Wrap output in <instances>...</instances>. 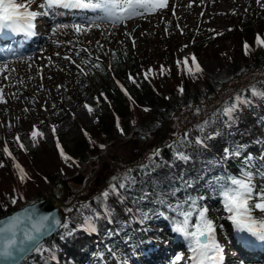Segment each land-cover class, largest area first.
<instances>
[{"label": "rangeland", "instance_id": "obj_1", "mask_svg": "<svg viewBox=\"0 0 264 264\" xmlns=\"http://www.w3.org/2000/svg\"><path fill=\"white\" fill-rule=\"evenodd\" d=\"M246 1L168 0V7L158 9L153 14H143L116 26L109 23H107L108 25L106 23L101 24L99 28L93 26L87 34L81 35H77L71 27L63 28L60 25H71L73 22L82 23L79 19L68 17L75 15L78 18L84 14L69 13V16H39L34 21V29L37 30V33L43 34L42 43L45 40L47 41L40 52L33 53L38 50L36 47L29 53L21 55L19 52L16 53L12 46H8L7 52H0L4 55L10 53H14L12 54L14 56L16 55V57L10 58L11 61H7V63L0 66L6 65V70L0 72V97L4 101L0 103V137L2 141L5 143L8 136L9 140L17 141L15 135L19 134L18 124L20 117L25 116L23 118L24 121H28V125L26 124L21 130L22 134H24L22 140H20L21 144L24 147L29 145L27 134L31 131L32 126L38 125L39 132L42 134L41 138L44 140L43 144L50 148L51 135L54 134V121L52 114L49 113L52 103L62 96L64 91H70L74 87L78 72L89 77L87 74L89 70L88 64L98 60L99 53L105 54L113 48L137 49L144 68L149 65L147 62H153L155 65L159 61L158 58H162V62H166V64L175 69V72H178L177 64L172 63L174 53L180 52V58H185L187 55L192 56L194 55L192 42L199 40L197 39L198 34L203 33L207 29H215L217 31L232 29L234 25L238 24L237 15L241 10L247 14L250 12L245 11ZM260 1L264 4V0ZM38 3L39 0L32 5L31 10L41 11L38 8ZM257 4V0H255V6ZM86 15L93 14L87 13ZM253 27L255 28V26ZM214 44L213 47L206 48L205 53L207 54L205 56L199 55L196 60V63L202 69L201 75L196 80H202L204 77L222 81L224 83L223 92L220 91L222 93L215 97L217 100L208 98L205 106L199 102V108L176 111V115H172L168 123H164L163 129L159 130V135L163 136V139L159 144L154 146L153 143L150 146V157L159 148H164L165 150H159V155L155 157L154 162L153 160L150 162L148 160V162L143 163V166L149 165V167L141 168L140 179L135 180V183H129L125 187L133 193L132 196H135L132 203L135 213L142 216L143 220H151L150 226L152 230L151 232L145 230L143 236L135 233V241L132 237L133 245H129L132 247L121 250V253L118 252L119 247L111 249L112 256L116 255L113 259L114 264H138L137 260L132 257L139 258L142 252L147 250H151L150 253H154L156 249H160L162 246L160 250L170 256L168 263L190 264L191 260L189 257L191 252L187 241H185V248L180 251L173 252L169 250L173 248L170 238H181V236L172 230V222L169 217L173 214L169 212L168 205H174L178 201L183 202L188 197H203L199 204L208 208V217L213 220L216 226V240L222 246L223 257L227 258V264L228 261L230 264H264V258H260L256 262L246 261L243 249L242 251L237 249H241L240 243H237L236 240H231V236H234L235 239L238 232L234 229L231 221L228 220V213L223 210L220 196L216 191L217 178L221 177L219 176V169L222 168L220 159L212 155L214 153L211 149L201 147L195 142H190L187 146L177 149V151L183 152L190 157L187 161L175 159L174 151L169 147L173 140L172 138H177L181 130L191 123H196L199 131L203 127L204 130L200 131V133H203L206 137H218L220 139V145L218 146L220 147L223 144L221 138L223 136L230 137V135L227 131L228 126L224 122L225 118L222 115H217L215 110L220 109L222 112L226 106V100L233 99V95L236 97L235 93L239 89H242L260 75L261 69L244 72L245 61L243 52L232 45V39L225 40L217 48H215L217 44ZM211 50L213 52L210 53ZM9 57L10 55L2 57L0 61ZM154 65L150 68L151 72H148L149 66L141 70V74H147V79H150L151 83L146 84L147 81L145 82L147 86L152 87L153 85L156 88L161 86L160 89L166 90L179 85L175 83L172 86V78L170 77L167 80L162 77L160 72L155 71ZM139 78V76L136 77V79ZM197 104L194 103L191 107H195ZM107 105H103L96 110H99V113L102 114H109L112 108L110 105L107 107ZM123 105H126L125 101ZM202 107H205V109H202ZM67 109L70 110V116L61 121L58 130L63 134L67 145L71 146L74 139L81 134V128L92 129L95 119L92 113H89L82 104H75ZM137 111L139 110H135L136 114ZM253 113L257 116V109H254ZM137 116L134 122L126 128L125 135L123 132L117 135L118 131L115 130L113 135L104 136L103 134L102 136V133H99L100 136L96 138L103 140L107 150L110 144L125 140L131 133L136 132L141 115ZM167 127L170 128V132H165ZM144 132L146 131H142V133ZM262 132L264 135V129ZM226 144L224 143L220 150L222 153L228 146ZM236 148H239L241 155L239 157L233 156L234 159L243 162L244 158L250 155L253 158L252 171L255 173V183L257 186H264V178L261 175L264 173V142L257 148L250 147L246 143L242 145L240 143L236 144ZM169 150V158L163 157L162 153H168ZM104 154L105 152L101 153V155L92 156L90 161L81 167L78 172L73 171L70 176L63 178L73 177L72 179H75H71L73 188L80 191L78 196L77 194L74 196L75 192L72 193L67 198L68 201L76 197L74 203L95 202L96 198L99 199L100 191L102 190V193L105 191L104 188H108L109 185H100L98 189L94 190L95 173L100 165L98 160ZM157 159H160V161H157ZM28 161L30 162L29 158ZM65 171L70 172V169H65ZM78 176H86L80 185L77 181ZM2 186L8 187V183H4ZM85 186H88V189H85ZM121 191L124 193V188ZM101 203V209H103L104 204L109 209L110 216L116 222L122 221L118 209L112 206L110 202L105 199ZM253 215L261 218V213L259 212H254ZM192 222H195V216ZM64 224L69 225V222ZM97 225L98 231L104 234L105 223L97 220ZM57 233L65 235L68 234V231L61 227ZM237 236L246 237L248 240L252 238L247 233H239ZM181 240H184V238L182 237ZM125 244L123 241L122 246L124 247ZM154 247L158 248L153 249ZM174 255L176 257L181 256V260L176 261ZM27 258L30 264H38L32 259L30 260L29 257Z\"/></svg>", "mask_w": 264, "mask_h": 264}, {"label": "trees", "instance_id": "obj_2", "mask_svg": "<svg viewBox=\"0 0 264 264\" xmlns=\"http://www.w3.org/2000/svg\"><path fill=\"white\" fill-rule=\"evenodd\" d=\"M262 5L264 4L261 1L255 6V0H247L245 11H250L249 14L241 10L237 15L238 24L234 25L232 29L220 31L207 29L198 34L197 39L199 40L192 42L194 51L192 56L187 55L185 58H180V52L174 53L172 63L177 64L178 72H175V69L166 62H162V58H158L159 61L155 65L153 62H147L149 64L147 65L149 66L148 69L154 65L155 71L160 72L162 77L167 80L171 77L172 86L175 83L179 84L172 89L162 90L160 89L161 86L156 88L153 85L152 87L146 85L151 82L150 79H145L144 74H141V70L146 69L147 66L144 68L141 64V57L137 49L113 48L105 54L99 53L98 60L88 64L87 74L89 77L78 72L74 87L70 91H64L62 96L52 103L49 113L52 114L54 121V134L51 135L50 148L43 144L44 140L41 136H38L35 142L31 138L33 130L39 132L37 125L32 126L31 131L27 134L29 145L21 149L20 140L24 136L21 130L26 124L28 125V121H24L23 117L25 116H21L18 124L19 134L15 135V137H19V143L16 140H9V136L4 143L0 137V165H3L0 167V217L31 201L46 197L55 182L63 180L65 176H70L73 171L78 172L90 161L92 156L104 153L106 146L103 140L96 138L100 136L99 133H102V136L103 134L108 136L113 135L117 130V135H120L121 132L125 135L126 128L134 122L138 117L137 115H141V123L139 122V127L135 131L152 130L151 132H153L164 120L171 119L174 112L183 109L193 110L200 107L199 102L205 106L208 98L215 99L223 92L224 83L204 77H201L202 80H196L202 72L194 76L189 75L188 72L190 69L194 70L193 57L196 61L199 55L205 56L207 54L205 53L206 48L213 47L214 43L217 44L215 46L217 48L219 44L228 39H232V45L243 52L244 72L258 69H261V72L257 78H254L235 93V96H243L251 103L243 106L235 113V119L227 129L230 137L223 136L221 139L223 144L227 143L228 146L226 147L229 149H235L236 144L239 143L240 145L246 143L253 148L260 146L264 142V135L262 134L264 129V99L252 97L249 89L255 87L264 90V47H258L255 43L257 35L260 36L261 40H264V7ZM245 43L249 45L247 55H245L244 50ZM162 68L163 71H161ZM137 76L140 78L136 79ZM231 100H226V105L230 104ZM124 101L126 102L125 106L123 105ZM194 103H198L197 106L191 107ZM75 104L88 105L92 109L91 113L95 119V124L91 127L92 129L82 127L81 134L74 139L71 146H68L63 134L59 132L58 126L63 119L70 116V110L67 108H71ZM107 104L112 108L111 113L102 114L96 110ZM254 109H257V116L253 113ZM135 110H139L137 114ZM215 112L220 113L221 111L216 109ZM186 132L189 134L190 142H195L198 137L203 138L205 147L211 149L214 153L212 155L220 159L222 168L219 169V176L226 173L235 175L239 172L243 162L237 161L233 156L225 160L224 153L220 151L223 144L218 146L220 139L218 137L209 139L200 133L196 123H191L181 130L177 138H172L171 145L179 141ZM5 146H7L11 156L3 151ZM164 150V148L161 149V151ZM61 151L68 159L61 157ZM162 154L163 157L169 158L170 150L168 153ZM14 164H18L24 170L25 179L23 182L19 179L18 170ZM65 169H70V172H66ZM135 169L129 174L138 180L142 169ZM4 183H8V187H3ZM107 191L110 192V190ZM132 194L131 191L124 188V193L120 189L117 193L110 192L106 198L112 206L118 209L122 218L121 222H116L110 215H104L100 206L101 201L98 199L96 202L73 203L71 207L66 208L70 220L67 231L71 230V234L60 235L57 233L53 235L43 241L40 244V250L33 252L29 259L38 262V264H101L98 262L99 258L109 259L106 247L116 249L122 246L123 241L126 245H133L131 240L133 237L135 241V233L143 236V232L145 230L151 232L152 227L150 226L151 220H143L142 216L135 213L132 206L135 196ZM13 199L16 203H12ZM146 206L148 207V205ZM97 213H99V219L94 218L92 220L96 232L87 230L85 217H95ZM97 220L105 223L104 234L97 231ZM21 264H30V261L27 258Z\"/></svg>", "mask_w": 264, "mask_h": 264}, {"label": "snow or ice", "instance_id": "obj_3", "mask_svg": "<svg viewBox=\"0 0 264 264\" xmlns=\"http://www.w3.org/2000/svg\"><path fill=\"white\" fill-rule=\"evenodd\" d=\"M36 3L37 0H0V34H25L30 37L34 34L32 31L35 27L34 21L39 16H65L69 13H81L84 15H80L78 19L82 23L73 22L71 25H60L63 28L71 27L77 35H81L87 34L93 26L99 28L104 23L116 26L126 20L143 14H153L158 9L168 7V0H39L38 8L41 11L31 10L32 5ZM257 3L259 4L260 0H257ZM87 13L93 15H86ZM255 43L258 47H264V40H261L259 35H257ZM244 50L245 55H247L249 51L247 43L244 44ZM65 58L67 59V57ZM192 63L194 70L190 69L188 74L194 76L202 69L194 57ZM96 66L99 67V65ZM5 70L6 65L0 67V72ZM148 72H151V69ZM145 79H147V74H145ZM133 83H135L134 80ZM249 93L252 97L264 99V90L262 89L253 87L249 89ZM125 95H127L126 92ZM3 102L2 97H0V103ZM250 103L251 101L243 96H236L217 115H222L225 118V125L231 126L235 119V113ZM85 108L89 113L92 112L88 105H85ZM117 126L119 127V124ZM203 130L201 127L200 131ZM41 135L40 132L33 130L31 138L35 142L36 138ZM188 136L189 134L186 132L179 141L169 145L174 151L175 159L187 161L190 158L185 153L177 151L179 147L187 146L190 143ZM17 143H19V137H17ZM195 143L201 147L206 146L204 139L200 137L196 138ZM20 147L23 149V144H20ZM3 151L11 156L7 146L4 147ZM60 155L62 158L68 159L63 151L60 152ZM158 155L159 150H156L149 159L154 162V158ZM240 155L239 148L224 149L225 160ZM252 159L250 155L246 156L237 174L226 173L217 178L216 191L220 196L223 210L228 213L227 218L231 221L234 229L238 233H247L255 240L264 242V186H257L255 183ZM2 166L0 165V167ZM14 167L17 168L19 179L23 182L25 179L24 170L18 164H14ZM147 167L149 165L142 166V168ZM261 175L264 178V173ZM129 183H135V179L128 173L114 177L113 183L110 185V192L117 193L120 189L127 187ZM110 192L105 191L101 195L106 199ZM202 199L203 197H188L183 202L178 201L174 205H168L169 212L173 214L169 217L172 222V230L188 242V248L191 252L189 259L192 264H220L223 260V249L216 240V226L213 220L208 217V208L199 204ZM12 203H16V201L13 199ZM102 211L104 215H110L106 206ZM254 212L261 213V218L255 217ZM98 216L99 213L95 217H85L87 230L95 231L92 220ZM194 216L195 222L193 223ZM25 223L29 226L21 228L20 226ZM59 227L68 229L67 224H62L55 217H37L34 210L27 211L23 217L10 219L0 227V262L3 264H21V261L29 253L40 250V242L45 235ZM68 234H71V230L68 231ZM243 239L245 243H251L246 237ZM181 258V256H177L175 259L179 261Z\"/></svg>", "mask_w": 264, "mask_h": 264}, {"label": "flooded vegetation", "instance_id": "obj_4", "mask_svg": "<svg viewBox=\"0 0 264 264\" xmlns=\"http://www.w3.org/2000/svg\"><path fill=\"white\" fill-rule=\"evenodd\" d=\"M168 121L169 119L164 120L153 132H151L152 130H147L144 133H142V131L131 133L125 140L110 144L108 149L105 150V154L98 160L100 161V165L95 173L94 190L98 189L100 185L107 186L106 180L110 176H123L125 173L129 174L131 171L136 170L135 168H142L143 163L148 162L151 156L149 154L150 146H152L153 143L154 146L159 144L163 139V136L159 135V130H162L164 123L167 124ZM165 132H170V128L167 127ZM116 143L118 144L115 145ZM130 166L133 167L130 168ZM85 177L86 176H81L78 178L77 181L79 185L83 182ZM72 183L73 181L69 182L70 192L71 194L75 192L74 196L76 194L78 196L80 191L75 190ZM85 189H88V186H85Z\"/></svg>", "mask_w": 264, "mask_h": 264}, {"label": "water", "instance_id": "obj_5", "mask_svg": "<svg viewBox=\"0 0 264 264\" xmlns=\"http://www.w3.org/2000/svg\"><path fill=\"white\" fill-rule=\"evenodd\" d=\"M174 116L176 113L173 114ZM162 127V126H161ZM115 176H110L106 183L110 184L113 182V178ZM80 178V176H78ZM75 180V179H73ZM68 180L63 179L60 181H57L52 190L49 192V194L41 199L34 200L22 207H19L12 211L11 213H8L2 217H0V227L4 225V223H7L10 219L14 217H23L25 213L29 210H34L35 215L37 217L39 216H48V217H55L56 220L60 221L62 224L67 222V218L65 215L64 208L71 205L72 201L70 202H64L65 199L68 198V192L70 190V187L68 186ZM29 225L27 223L22 224L20 227H28ZM61 227L57 228L56 230L52 231L50 234L45 235L41 242L47 240L48 238L52 237ZM34 252V251H33ZM33 252L29 253L25 258L29 257ZM22 260L21 263L24 261ZM0 264H3V262H0Z\"/></svg>", "mask_w": 264, "mask_h": 264}, {"label": "bare ground", "instance_id": "obj_6", "mask_svg": "<svg viewBox=\"0 0 264 264\" xmlns=\"http://www.w3.org/2000/svg\"><path fill=\"white\" fill-rule=\"evenodd\" d=\"M176 11V10H175ZM69 16V15H68ZM50 17V16H49ZM59 19V18H58ZM73 20V19H72ZM107 24V23H106ZM108 25V24H107ZM106 25V26H107ZM50 29V28H49ZM37 31V30H36ZM9 35V33H6V37ZM46 37V36H45ZM7 39V38H6ZM6 43L7 42H2L0 45H6ZM47 43V41L45 40L44 41V43H42V41H41V39L38 41V47H37V51L36 52H33V53H38V52H40L43 48H44V45ZM14 46V45H13ZM16 49V46H14V50ZM31 51V49L30 50H27V51H25V52H19V53H21V55H25V54H27V53H29ZM50 51V50H49ZM47 53V52H46ZM12 54H14V53H10V54H8V55H4V56H2V57H5V56H9L10 55V57L8 58V59H6L5 58V60H3V61H0V66L2 65V64H5V63H7V61L9 62V61H11L10 60V58H12V57H16V55L14 56V55H12ZM2 57H0V58H2ZM61 60V59H60ZM73 177H71V178H68L67 180H68V184H69V182L70 181H72L73 179H72ZM72 179V180H71ZM70 186V185H69ZM52 190V189H51ZM104 190L105 191H107L108 189L107 188H104ZM102 191V190H101ZM101 191H100V194H99V201H101V202H104L105 201V198H102V193H104V192H102L101 193ZM69 196H71V192H70V190H69V192H68V198H69ZM76 199V198H75ZM75 199H74V197L71 199V201H72V203H71V205L74 203V201H75ZM66 200V199H65ZM65 200H64V202H65ZM96 200H97V198H96ZM96 200H95V202H96ZM106 201H107V199H106ZM67 202H70V200L68 201V199L66 200V203ZM108 202V201H107ZM102 204V203H101ZM71 205L70 206H68V207H71ZM68 207H65L64 208V211H65V215H66V218H67V222H69L70 223V220H69V217H68V212L66 211V208H68ZM103 207H105L104 206V204H103ZM98 231V230H97ZM93 232H96V231H93ZM239 234V233H238ZM237 234V235H238ZM178 235V234H177ZM236 235V237H235V239H234V236H231V240L233 239V240H236V241H242V240H244L243 238V236H237ZM177 238H179V237H176V238H170V241L172 242V245H173V248L172 249H169V250H171V251H173V252H176V251H180L181 249H183V248H185V239L184 240H181L182 239V237L181 238H179V239H177ZM254 241V240H253ZM252 241V242H253ZM257 243V242H256ZM187 245V244H186ZM127 247H129V248H131L132 246H129V245H124V247L123 246H120L119 248H118V252L119 253H121V250H125ZM242 251V250H241ZM228 252V251H227ZM118 253V254H119ZM165 252H162L160 249H156L155 251H154V253H150V251H147V252H143L142 253V256H143V258L141 259V264H146V263H149L151 260H153V259H155V258H157V257H159V256H161V255H163ZM241 253V252H240ZM176 254V253H175ZM241 254H243V253H241ZM251 254H253V253H251ZM108 255V254H107ZM171 255V254H170ZM115 256L116 255H114V256H112L111 258H110V262H107L106 260H103V261H101V264H114L113 263V259L115 258ZM175 256V255H174ZM229 256V255H228ZM243 256V255H242ZM176 257V256H175ZM232 257H234V256H232ZM250 257V252L248 253V252H245V256H244V259H246V261H247V259ZM184 260V259H183ZM168 261H170V256L168 255V254H164L161 258H159L158 260H156V261H153L151 264H170V263H168ZM259 261V260H258ZM172 262H174V261H172ZM227 264V261H226V259H224V260H222L221 262H220V264ZM191 264H192V262H191ZM228 264H230V262L228 261Z\"/></svg>", "mask_w": 264, "mask_h": 264}]
</instances>
